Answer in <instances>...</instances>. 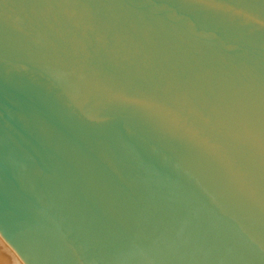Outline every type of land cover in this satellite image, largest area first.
Segmentation results:
<instances>
[{
  "label": "water",
  "instance_id": "water-1",
  "mask_svg": "<svg viewBox=\"0 0 264 264\" xmlns=\"http://www.w3.org/2000/svg\"><path fill=\"white\" fill-rule=\"evenodd\" d=\"M0 255L264 264V0H0Z\"/></svg>",
  "mask_w": 264,
  "mask_h": 264
},
{
  "label": "clouds",
  "instance_id": "clouds-1",
  "mask_svg": "<svg viewBox=\"0 0 264 264\" xmlns=\"http://www.w3.org/2000/svg\"><path fill=\"white\" fill-rule=\"evenodd\" d=\"M0 264H14V262L6 259L3 255H0Z\"/></svg>",
  "mask_w": 264,
  "mask_h": 264
}]
</instances>
